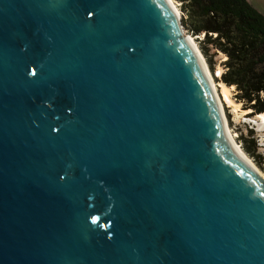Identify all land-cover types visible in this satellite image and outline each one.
<instances>
[{"label":"water","instance_id":"1","mask_svg":"<svg viewBox=\"0 0 264 264\" xmlns=\"http://www.w3.org/2000/svg\"><path fill=\"white\" fill-rule=\"evenodd\" d=\"M0 264H264V178L169 0H0Z\"/></svg>","mask_w":264,"mask_h":264},{"label":"trees","instance_id":"2","mask_svg":"<svg viewBox=\"0 0 264 264\" xmlns=\"http://www.w3.org/2000/svg\"><path fill=\"white\" fill-rule=\"evenodd\" d=\"M177 1L183 27L193 35L203 34L199 41L202 54L207 56L212 47L225 56L220 81L235 87L234 97L243 109L251 114L264 112V15L248 0ZM238 140L262 167L252 131L240 134Z\"/></svg>","mask_w":264,"mask_h":264},{"label":"rangeland","instance_id":"3","mask_svg":"<svg viewBox=\"0 0 264 264\" xmlns=\"http://www.w3.org/2000/svg\"><path fill=\"white\" fill-rule=\"evenodd\" d=\"M174 1L180 11V14H182L179 8L180 2L177 0ZM248 1L251 3L252 6H254L259 12H261L264 15V0H248ZM184 33L192 36L197 47L200 50L199 41L200 39L203 38V34L193 35L189 33L185 28H184ZM203 58L207 64V67L216 85L217 93L221 99L222 108L229 131L232 134L233 139L240 146L241 149L242 147H241V143L238 140V137L240 136V134L246 136L248 130L252 131V136L257 145L256 152L260 154L263 162L262 167L258 166L254 162V160L243 149L242 150L251 159V161L255 164V166L259 169L260 173L263 175L262 177L264 178V123H263L264 120L261 117H258V114L249 113L250 112L249 109L242 108V103L237 101L234 97L235 94L234 86H229L228 97L223 95V93L221 92V88L219 86V82H220L219 78L224 70L222 62L225 59V56L220 51H216L214 48L209 47L208 55L207 56L203 55ZM207 59L211 60V64L208 63ZM229 99L231 100V102L228 101Z\"/></svg>","mask_w":264,"mask_h":264},{"label":"bare ground","instance_id":"4","mask_svg":"<svg viewBox=\"0 0 264 264\" xmlns=\"http://www.w3.org/2000/svg\"><path fill=\"white\" fill-rule=\"evenodd\" d=\"M169 2H170L171 5L175 8V10L177 11V13L180 14V11H179L177 5L175 4V1H174V0H169ZM186 35H187L188 40H189V41L191 42V44H192V45L198 50V52H199V54H200V58H201V60H202V62H203V66H204L205 71H206V73H207V76H208V78H209V81H210L211 87H212L213 92H214V94H215V97L217 98V101H218V103H219V106H220V109H221V113H222V116H223V122H224L225 130H226V133H227V135H228L230 141H231L232 144L235 146V148L238 150V152L241 154V156H243V157H244V158H245V159H246L251 165H253V166L257 169V171L260 173L259 169L255 166V164L251 161V159H250V158H249V157L243 152V150L240 148V146H239V145L235 142V140L233 139V136H232V134H231L230 131H229V128H228V125H227V122H226V119H225V116H224V112H223V108H222L221 99H220V97H219V95H218V93H217L216 85H215L214 80H213V78H212V76H211V74H210V71H209V69H208V67H207V64H206V62H205V60H204V58H203V55L201 54V52H200L199 48L197 47V45H196L194 39L192 38V36H191V35H188V34H186ZM219 86H220V88H221V92L223 93V95H225L226 97H228L229 86L226 85L225 83L221 82V81L219 82ZM227 99H228V98H227ZM228 101L231 102L230 99H229ZM258 117H261V118L264 120V112H260V113H258ZM262 122H263V121H262ZM263 123H264V122H263ZM260 174H261V173H260ZM261 176H263V175L261 174Z\"/></svg>","mask_w":264,"mask_h":264}]
</instances>
